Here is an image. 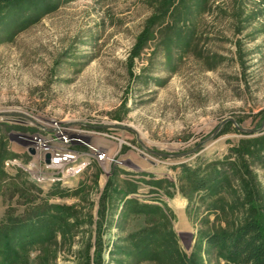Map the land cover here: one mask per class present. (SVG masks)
Wrapping results in <instances>:
<instances>
[{
  "label": "rangeland",
  "instance_id": "374dc122",
  "mask_svg": "<svg viewBox=\"0 0 264 264\" xmlns=\"http://www.w3.org/2000/svg\"><path fill=\"white\" fill-rule=\"evenodd\" d=\"M51 120L116 162L7 165ZM53 207L62 228L4 264H235L207 237L264 230V0H0V230Z\"/></svg>",
  "mask_w": 264,
  "mask_h": 264
},
{
  "label": "built area",
  "instance_id": "2783aa9c",
  "mask_svg": "<svg viewBox=\"0 0 264 264\" xmlns=\"http://www.w3.org/2000/svg\"><path fill=\"white\" fill-rule=\"evenodd\" d=\"M103 138H112L118 145L123 141L103 133ZM26 148H33L29 156L31 161L23 165L13 159L7 165L13 164L24 168L37 182H55L71 179L83 174L93 162L102 165L103 162L115 161V154H109L110 149L92 141L85 130L65 122L51 120L38 124L36 135L21 138ZM105 143V142H103ZM46 155H49L48 162Z\"/></svg>",
  "mask_w": 264,
  "mask_h": 264
},
{
  "label": "trees",
  "instance_id": "16d2710c",
  "mask_svg": "<svg viewBox=\"0 0 264 264\" xmlns=\"http://www.w3.org/2000/svg\"><path fill=\"white\" fill-rule=\"evenodd\" d=\"M144 36L139 38L133 51V57L140 52ZM213 183V178L204 177L196 181V187L199 190H205ZM53 208L54 211L48 213L33 211L29 215H25V218L13 219L11 226L5 227L3 231L0 230V233H4V235H0V264H4L5 260L9 263L12 256L16 257L17 250L15 248L23 242L32 244L46 234H51L54 230L62 228L63 208ZM16 228H18V231H15ZM12 231L16 235L22 231V234H24L21 239L15 242V245L11 243L15 236L14 234L10 236ZM207 241L212 246L220 247L224 251L226 259L235 264H264V230L260 223L253 218L245 220L231 231L208 235Z\"/></svg>",
  "mask_w": 264,
  "mask_h": 264
},
{
  "label": "water",
  "instance_id": "95a60500",
  "mask_svg": "<svg viewBox=\"0 0 264 264\" xmlns=\"http://www.w3.org/2000/svg\"><path fill=\"white\" fill-rule=\"evenodd\" d=\"M225 121H223L224 123ZM29 152L30 154H33L34 153V149L33 148H29ZM48 158H49V155H46V161L48 162Z\"/></svg>",
  "mask_w": 264,
  "mask_h": 264
}]
</instances>
